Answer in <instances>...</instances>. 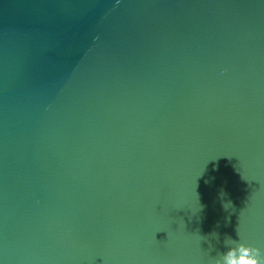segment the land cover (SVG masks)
<instances>
[{"label":"water","instance_id":"obj_1","mask_svg":"<svg viewBox=\"0 0 264 264\" xmlns=\"http://www.w3.org/2000/svg\"><path fill=\"white\" fill-rule=\"evenodd\" d=\"M237 232L264 253V0H0V264H214Z\"/></svg>","mask_w":264,"mask_h":264},{"label":"clouds","instance_id":"obj_2","mask_svg":"<svg viewBox=\"0 0 264 264\" xmlns=\"http://www.w3.org/2000/svg\"><path fill=\"white\" fill-rule=\"evenodd\" d=\"M228 203L231 202L228 201ZM223 206L225 207V203ZM213 234L218 239V235ZM237 234L239 237L237 240L230 237L225 239L227 251L218 253V258H214V264H264V253L240 238L239 232Z\"/></svg>","mask_w":264,"mask_h":264}]
</instances>
